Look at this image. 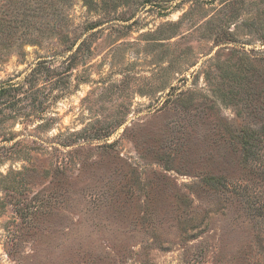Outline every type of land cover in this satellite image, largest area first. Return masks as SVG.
I'll return each instance as SVG.
<instances>
[{"label":"rangeland","instance_id":"rangeland-1","mask_svg":"<svg viewBox=\"0 0 264 264\" xmlns=\"http://www.w3.org/2000/svg\"><path fill=\"white\" fill-rule=\"evenodd\" d=\"M2 85L0 264H264V0H0Z\"/></svg>","mask_w":264,"mask_h":264},{"label":"trees","instance_id":"trees-1","mask_svg":"<svg viewBox=\"0 0 264 264\" xmlns=\"http://www.w3.org/2000/svg\"><path fill=\"white\" fill-rule=\"evenodd\" d=\"M11 88H13L12 85H10V86H4V85L0 86V95L2 96L4 94H10L9 90Z\"/></svg>","mask_w":264,"mask_h":264}]
</instances>
